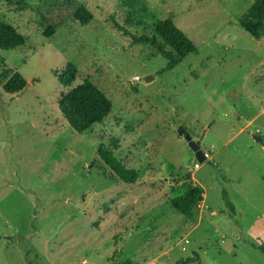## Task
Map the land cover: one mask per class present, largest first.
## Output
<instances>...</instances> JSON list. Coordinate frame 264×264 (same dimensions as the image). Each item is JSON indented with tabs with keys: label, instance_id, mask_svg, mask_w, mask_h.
<instances>
[{
	"label": "rangeland",
	"instance_id": "obj_1",
	"mask_svg": "<svg viewBox=\"0 0 264 264\" xmlns=\"http://www.w3.org/2000/svg\"><path fill=\"white\" fill-rule=\"evenodd\" d=\"M144 1L137 27L128 16L141 4L129 0H0V22L26 39L0 50V264H187L196 253L190 264H264V147L253 138L264 137V38L239 25L254 0ZM80 6L89 25L69 15L45 38L40 10ZM168 17L198 51L162 73L166 58L130 34L154 36ZM68 68L65 88L56 75ZM14 72L28 83L18 95L3 90ZM85 79L113 110L77 133L57 102ZM180 128L204 135V163ZM102 143L138 171L134 185L101 161ZM185 178L206 193L190 217L170 204Z\"/></svg>",
	"mask_w": 264,
	"mask_h": 264
},
{
	"label": "trees",
	"instance_id": "obj_2",
	"mask_svg": "<svg viewBox=\"0 0 264 264\" xmlns=\"http://www.w3.org/2000/svg\"><path fill=\"white\" fill-rule=\"evenodd\" d=\"M9 5L17 8H24V0H6ZM130 6L141 4L140 11H134L128 16V22L136 23V26L143 25L138 20L142 13L147 12L144 0H129ZM41 27L44 36L47 39L52 38L65 24L66 18L73 15V18L80 22L82 26L89 25L94 16L85 7L80 6L72 10L50 9L40 10ZM240 27L250 34L254 39L260 41L264 38V0H254L252 5L240 17ZM154 36L142 35L133 37L135 42L151 45L168 61L162 73L174 70L187 56L198 51L197 45L168 17L158 21L153 27ZM120 29L127 31L124 27ZM128 33V32H127ZM26 44L25 37L19 33L13 26L6 22H0V50L10 51L22 47ZM60 84L69 88L73 86L74 74L68 68L61 74L56 75ZM27 80L19 72H14L8 77L3 90L12 95H18L27 88ZM57 106L69 126L77 133H83L96 124H100L106 119L113 110V105L107 95L93 84L89 79L69 89L61 95ZM117 146L115 144L99 145L97 154L103 163L110 169L117 180L127 185H134L139 177V173L134 168L127 167L124 162L116 155ZM205 191L202 187L196 185L191 178H185L177 187L173 188L170 204L173 209L185 217L192 216L199 204L205 199ZM223 198L228 206L234 210V206L229 200L226 192ZM264 252V246L261 247ZM197 260L188 258L187 264L198 261L200 255L195 254ZM126 264H131L130 261Z\"/></svg>",
	"mask_w": 264,
	"mask_h": 264
},
{
	"label": "water",
	"instance_id": "obj_3",
	"mask_svg": "<svg viewBox=\"0 0 264 264\" xmlns=\"http://www.w3.org/2000/svg\"><path fill=\"white\" fill-rule=\"evenodd\" d=\"M152 76H145V77H135L133 81H145V82H150L152 80ZM178 133L181 137H183L187 142L189 147L193 150L195 153L196 159L198 160L199 163H204L207 160L208 155L204 152L202 149V141L204 139V135L201 136L199 140H194L192 136L188 133L185 132L184 129L180 128L178 130ZM253 138L256 142L260 143L261 145L264 146V137L260 136L259 134H254Z\"/></svg>",
	"mask_w": 264,
	"mask_h": 264
},
{
	"label": "crops",
	"instance_id": "obj_4",
	"mask_svg": "<svg viewBox=\"0 0 264 264\" xmlns=\"http://www.w3.org/2000/svg\"><path fill=\"white\" fill-rule=\"evenodd\" d=\"M262 39H263V38H262ZM262 39H261V40H262ZM262 146H263V145H262ZM263 147H264V146H263ZM263 151H264V149H263ZM205 194H206V193H205ZM205 197H206V195H205Z\"/></svg>",
	"mask_w": 264,
	"mask_h": 264
}]
</instances>
